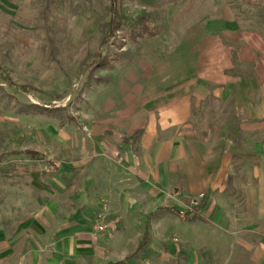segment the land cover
<instances>
[{"label":"crops","instance_id":"crops-1","mask_svg":"<svg viewBox=\"0 0 264 264\" xmlns=\"http://www.w3.org/2000/svg\"><path fill=\"white\" fill-rule=\"evenodd\" d=\"M251 21L227 7L162 33L157 56L113 86L89 156L58 174L59 187L72 183L71 212L64 193L43 190L3 255L17 264H264V23ZM200 193V219H149L160 208L186 212ZM104 203L111 236L94 229ZM147 223L151 241L137 253ZM169 233L181 242L153 250Z\"/></svg>","mask_w":264,"mask_h":264},{"label":"rangeland","instance_id":"rangeland-1","mask_svg":"<svg viewBox=\"0 0 264 264\" xmlns=\"http://www.w3.org/2000/svg\"><path fill=\"white\" fill-rule=\"evenodd\" d=\"M110 7L111 0H0V264H17L3 252L43 190L64 193L63 206L71 212L72 183L59 187L58 174L75 171L74 162L89 156L91 125L106 122L113 86L157 56L162 33L227 7L241 20L250 18L252 26L264 23V0H117L122 27L104 44ZM19 104L47 111L21 113ZM59 107L65 117L49 114ZM26 149L42 157L31 158ZM169 234L164 243L152 242L153 250L175 237L181 242Z\"/></svg>","mask_w":264,"mask_h":264},{"label":"trees","instance_id":"trees-1","mask_svg":"<svg viewBox=\"0 0 264 264\" xmlns=\"http://www.w3.org/2000/svg\"><path fill=\"white\" fill-rule=\"evenodd\" d=\"M249 1H251V0H249ZM116 5H117V0H111L110 10L112 12L113 18H112V21H110L107 24L108 32H107L106 38L103 40L104 44H106L112 37L116 36L117 32L122 27V15L119 14L118 9L116 8ZM141 21L143 23L141 25L144 27L143 29H145V30L149 29L146 17H143L141 19ZM143 29H141V30H143ZM106 59H107V57L103 56L100 59L101 62L99 64L105 65ZM18 111L21 113L31 114V113H37V112L43 113L44 111H47V110L44 106L38 105V104H19V110ZM62 111H63V108L59 107V108H55V110H49V112H50L49 114H53V116L65 117L62 114ZM67 118L69 121H74V119H75L72 116H67ZM25 153H27L32 158H39L41 156V154L39 152L32 150V149H26ZM199 209H200L199 207H196L194 209V212L189 214L185 219L187 221H194V220L200 219L199 214H198ZM162 211H167L170 213H176L178 216L182 217L181 211H178V210H175L174 208L169 207V208H160L156 213L150 214L149 219L158 215ZM150 241H151L150 226H149V223H147L146 228H145V232H144L142 240L139 244L137 253H142V252L146 251Z\"/></svg>","mask_w":264,"mask_h":264},{"label":"built area","instance_id":"built-area-1","mask_svg":"<svg viewBox=\"0 0 264 264\" xmlns=\"http://www.w3.org/2000/svg\"><path fill=\"white\" fill-rule=\"evenodd\" d=\"M205 198H206V194L205 193H200V194H197V195L193 196L190 199V204H189L188 210L186 212H182V217L186 218L189 214L194 212V209L196 207L201 208L202 203L205 200ZM107 216H108L107 204L104 203L102 205V208L99 209L97 211L96 215H95V218H94V229L98 233H106L109 236H111L112 233L109 230L110 225H109V222L107 220V218H108ZM174 242L176 244H179L180 240L177 237H175L174 238Z\"/></svg>","mask_w":264,"mask_h":264}]
</instances>
